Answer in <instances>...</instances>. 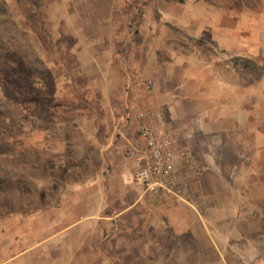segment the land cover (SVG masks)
<instances>
[{"label":"crops","instance_id":"1","mask_svg":"<svg viewBox=\"0 0 264 264\" xmlns=\"http://www.w3.org/2000/svg\"><path fill=\"white\" fill-rule=\"evenodd\" d=\"M54 1L64 2L56 16L69 34L59 45L71 50L62 71L70 83L91 81L77 96L92 101V128L107 130L103 162L88 183L62 196L54 216L6 217L0 264L24 263L36 249L54 264H256L264 218L241 211V194L216 162L218 146L232 154V146L248 149L264 138L257 102L264 97V56L257 61L254 46L240 51L246 64L260 66L255 78L228 58L208 56L219 49L240 57L238 30L201 0L178 4V16L168 0H147L140 16L129 11L130 0ZM196 40L199 50L190 44ZM146 80L152 92H144ZM147 105L164 112L192 161L201 166L203 148L209 162L199 176L180 168L175 196L147 195L132 179L140 150L136 116Z\"/></svg>","mask_w":264,"mask_h":264},{"label":"rangeland","instance_id":"2","mask_svg":"<svg viewBox=\"0 0 264 264\" xmlns=\"http://www.w3.org/2000/svg\"><path fill=\"white\" fill-rule=\"evenodd\" d=\"M168 1L177 5V10L173 11L177 16L183 9H179L178 4L187 3V0ZM63 3L55 4L54 0H0V115L4 114L7 122L12 125H22L20 132L8 139L10 148L6 151L9 155L3 156V149H0V173L3 171L9 175L7 189L16 188V184L9 185L19 180L21 170L26 178L18 187L23 188L25 194L21 204L14 201L17 194L7 191L6 195L14 202L12 208L15 211L0 216L1 234L5 233V226L2 224L6 217L36 216L43 212L47 216H54V210L59 206L62 196L70 195L69 189H77L80 184L88 183L102 166L100 145L108 137L105 134L107 130L92 128V101L86 96H77L78 91L84 94L81 90H85L86 84L90 85L91 81L85 82L72 77L73 82L70 83L69 73H63L60 64L61 59L71 56L68 47L59 45L62 40L66 43L69 38V34L61 32L63 22L56 16L60 14L59 10L65 9ZM146 3L147 0H130L129 11L136 10V16H140V9ZM201 3L220 10L223 20L230 23L232 29L238 30L234 51H239L238 56L241 58L228 54L225 57L224 51L219 49H210L211 52L207 55L212 58H228L230 64L237 67V72L253 75L254 78L261 74L260 66L246 64L242 58L245 55L240 51L254 46L257 61L264 56V0H201ZM126 8L129 9L127 6ZM129 30H132L130 26ZM15 32L21 36L14 35ZM175 34L181 40L179 33ZM182 41L186 40L182 38ZM190 44L199 50L197 40ZM15 46L28 50L25 71H32L33 68L40 70L39 63L34 61L37 60L43 63L48 72L40 70L42 80L26 77L27 73L24 76L26 82L19 80L5 90V82L2 80L4 75H17L5 73L8 61L2 54L6 50L11 52ZM205 51L201 48V56L203 53L206 55ZM64 68L66 71L70 69L68 65H64ZM148 81L150 80L143 84L145 93L152 92V89L148 91L145 88ZM30 83L31 87L37 89L36 92L27 87ZM3 93L8 98L3 97ZM258 97L257 102L264 109V97ZM148 106L139 112L151 109ZM211 141L214 142V139ZM177 146L181 151L184 150L178 144ZM229 147L218 146L217 168L232 187L239 191L238 194H241V211L264 218V138H254V144L248 146L247 150L244 146L234 145L232 154ZM211 148L214 145L211 144ZM201 149V167L206 168L209 162L202 159L205 151ZM223 150L227 152L224 153ZM234 151L236 154H233ZM244 155L247 156L245 160ZM241 156L243 160L240 159ZM39 250L36 249L29 259L19 264H54L52 256H43ZM246 252L242 250V253ZM256 253L259 254L256 264H264V234L255 236L254 255Z\"/></svg>","mask_w":264,"mask_h":264},{"label":"built area","instance_id":"3","mask_svg":"<svg viewBox=\"0 0 264 264\" xmlns=\"http://www.w3.org/2000/svg\"><path fill=\"white\" fill-rule=\"evenodd\" d=\"M145 88L150 91L152 82L148 81ZM136 119L140 150L133 182L147 195L175 196L180 168L183 167L196 176H199L204 168L179 149L161 109L141 111Z\"/></svg>","mask_w":264,"mask_h":264},{"label":"trees","instance_id":"4","mask_svg":"<svg viewBox=\"0 0 264 264\" xmlns=\"http://www.w3.org/2000/svg\"><path fill=\"white\" fill-rule=\"evenodd\" d=\"M16 34L20 35L19 33L15 32L14 35H16ZM26 52H28V50H26L25 48L22 49L21 46H18V47L15 46L11 50V52L6 50L2 54V56H4V59H6V62L8 61L5 64V67L7 68L5 70V73L6 72H8V73L12 72L15 75H17V77H12V76H9L8 74L4 75V78L2 80L5 82V84L3 86L5 88V90H8L12 85L16 84L19 80L26 82L25 81L26 79L24 76L27 73H28V75L26 77H29L33 80H42L43 78L40 77L41 73H42L41 71H43L44 73L48 72L45 69L43 63L41 61L37 62V60H34V61H36L37 64L39 63L38 65L41 67V69H40L41 71L36 70L34 68L32 69V71H30V70H28V72H27V70L25 71L24 67H25V63L27 60ZM20 74H21V76H19ZM50 79H51V76H50ZM27 87L31 88V90H33L35 92L37 91L36 88L31 87V83L29 85L27 84ZM1 94H2V92H1ZM34 95L36 97V93H34ZM3 97L8 98L4 93H3ZM0 100H1V98H0ZM7 120L8 119L6 118V116H4V114L0 115V149L1 148L3 149V154H2L3 156L9 155L6 151V149L10 148L8 139L12 138L17 133H19L21 128H22V125H19V124L18 125H12L10 122H7ZM21 152H24V151L21 150ZM23 176H24V173H22V170H21L19 173V176H18L19 180H17L14 183L11 182L9 185V186H11L12 184H16L15 185L16 188L11 187V188L7 189L6 187L8 184L9 175L3 171H2V173H0V211L6 210L5 212H0V216L2 214H6L7 212L11 213V212L15 211L12 208V204H14V202L11 201L10 197H7V195H6L8 193L7 191L17 194L16 200H14V201H16V202L18 201V203L21 204V201L23 200L25 194L23 193V188H18V187H19V184L21 185L22 181L26 180V178Z\"/></svg>","mask_w":264,"mask_h":264}]
</instances>
